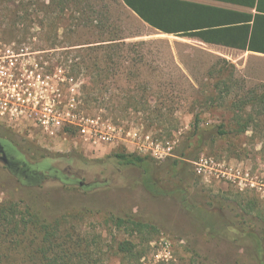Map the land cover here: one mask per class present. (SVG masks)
I'll return each instance as SVG.
<instances>
[{
	"label": "rangeland",
	"instance_id": "rangeland-1",
	"mask_svg": "<svg viewBox=\"0 0 264 264\" xmlns=\"http://www.w3.org/2000/svg\"><path fill=\"white\" fill-rule=\"evenodd\" d=\"M40 1L43 3L37 7H41L32 10L33 19L17 25L6 20L7 6H0V42L22 55L18 59L25 68V79L30 88L42 92L44 107H52L74 124L63 121L51 135L32 120L13 124L0 121L8 154L15 157L16 149L18 161L24 160L39 173L13 175L0 162V206H16L18 213L30 208L51 224L60 221L62 229H75L87 241L101 234L104 241L100 248L108 264H126L116 254L117 243L124 240L145 251L139 264H190L192 253L197 255V264H259L252 239L238 233L242 224L230 221L241 223V217L234 216L238 211L245 215L249 204L256 210L245 216L246 220L264 215V188L242 189L224 178L196 173V163L209 157L264 184V139L253 138L251 132L225 138L214 134L220 125L230 129L237 113L230 108L233 95L224 103L210 102V96L216 95L212 85L217 77L210 78L208 72L213 65H220L218 59L192 44L158 36L115 0H79L73 11L65 13L57 8L51 11L47 7L49 0ZM88 3L98 13L95 18L116 26V35L128 37V43L154 41L147 52L148 62L158 72L142 73L153 77L147 93L152 107L161 101L158 82L171 85L166 89L176 108L166 121L125 107L127 96H132L129 91L134 93L138 85L132 71H120L117 76L100 81L95 96L88 100L86 90L93 87L90 74L82 70L77 76L70 71L73 64L84 68L82 62L88 59L86 52H77L86 46L75 45L97 38L90 35V29L74 27L77 23L87 25L85 16L78 14V7L84 9ZM75 9L77 13H73ZM137 34L141 36L132 37ZM226 59L241 66V60L236 63L232 58ZM248 63L250 66L245 69L236 67L238 87L264 85L260 64L253 59ZM161 74L163 77H158ZM237 92L241 90L235 88L234 93ZM195 117H199L203 135L200 141L192 137ZM89 119L121 129L118 140L107 142L82 133L79 125ZM134 133L150 136L164 152L161 157L138 152L131 137ZM188 142L192 146L184 149ZM184 151L186 165L181 164V168L187 173L185 177L173 178L172 161ZM117 153L150 156L156 161L147 167L122 165L114 157ZM112 215H131L150 228L142 235L129 237L123 230L115 229L109 220ZM260 256L264 260V251Z\"/></svg>",
	"mask_w": 264,
	"mask_h": 264
},
{
	"label": "trees",
	"instance_id": "trees-1",
	"mask_svg": "<svg viewBox=\"0 0 264 264\" xmlns=\"http://www.w3.org/2000/svg\"><path fill=\"white\" fill-rule=\"evenodd\" d=\"M39 2L43 3L40 0H0V6H7L4 7L5 10L9 11L5 15L6 20L11 22L12 25H17L20 22H28L33 19L35 14L32 13V10L37 11L41 7H37ZM115 2L132 15H134L133 12L137 13L127 0H115ZM74 4L78 5L79 0H49L47 7L51 11H55V8H57L61 13H65L66 11H73ZM78 10V14L80 12L81 16H85L84 21H86L87 25L77 23V25H74L75 29L80 27L81 29L82 27L90 29V35L97 36L96 39H89L86 43L75 45L86 46L77 49L79 50L77 52L84 51L87 54L88 59H85L86 62L84 60L82 62L84 68H81L79 64H73L70 67V71L74 74L76 73L77 76L82 70L90 74V82L93 87L86 90L89 93L88 100L91 99V95L95 96L94 91L100 81L117 76L120 71H132L134 72L132 76L137 78L138 85H135L134 93L129 91L132 96H127L125 107L135 111V113L153 115L157 118L161 117L165 121L173 116L176 105L175 103L173 104V97L166 89L167 85L168 87L171 86L169 83L158 82L157 88L160 91L161 101L157 102L155 107H152L149 99H147V93L150 90V86H152L153 77L151 78V75L158 72L156 68L152 69V64L148 62L150 46L154 41L142 40L128 43V37L116 35L119 33V29L116 26L108 24L107 22L109 21L102 22L95 18V14L98 13L90 3L84 9L78 7ZM74 11L73 13H77L76 9ZM109 12H107V15ZM72 17L74 19V16ZM134 18L137 19L135 16ZM156 28L163 30L161 29L162 27ZM81 29H78L77 32H81ZM84 33L87 35L86 32ZM106 35L110 37H105ZM140 36L141 34H137L132 37ZM225 44L235 45V43ZM217 59L220 65H213L208 72L210 78L217 77V81L212 85L216 95L210 96V102L220 101L224 103L226 99L233 95L230 108L234 113H237L234 114L231 120L230 129L220 125L216 128L214 134L225 138L229 135L239 137L251 132L253 138L260 137L264 139V85L252 89L238 87L237 81H235V66L227 59ZM142 70L150 71L152 74L142 73ZM228 70L229 74L226 75ZM143 75L146 76L144 79H142ZM163 75L161 74L158 77L162 78ZM69 78L73 79V77ZM235 88L240 89L241 92L234 93ZM201 136L203 135L199 129V117H195L192 137L200 141ZM191 146L192 143L188 142L184 149H188ZM186 156L187 153L184 151L179 156L183 159L178 158L172 161L171 175H173V178L185 177L187 172H184V167L181 168V164L186 165L184 160ZM114 157L122 165L147 167L149 162L156 161L153 157L140 156L134 153H117ZM248 209L249 211L245 215H241L239 211L236 212L234 219L241 217V223L235 220L230 222L238 225L242 224V226H239L241 230L238 233L241 237L252 239L259 258V264H264V260L260 256L261 252L264 251V215L258 214L259 216L256 217L258 220L255 218L246 220L245 216L251 215L256 210L250 204ZM109 220L116 230H123L129 237H133L137 233L142 235L144 230L147 229L148 231L150 228V225L138 222L131 215L124 217L112 215ZM250 223H253L254 226L248 225ZM19 236L21 237L20 239ZM103 241L101 234L87 241L75 229H62V222L60 221H55L51 224L40 217L38 213L32 212L30 208H27L23 213H18L16 206L11 208L0 206V264H108L103 257V248H100ZM147 241L149 242L150 240ZM144 252L141 249L139 250L138 245L130 240L120 241L116 246V254L121 256V260L126 264H139ZM196 256V253H192L191 262L194 264H197ZM191 262L189 261L190 264Z\"/></svg>",
	"mask_w": 264,
	"mask_h": 264
},
{
	"label": "crops",
	"instance_id": "crops-1",
	"mask_svg": "<svg viewBox=\"0 0 264 264\" xmlns=\"http://www.w3.org/2000/svg\"><path fill=\"white\" fill-rule=\"evenodd\" d=\"M127 1L158 36L192 44L213 58L241 60L240 67L232 63L235 68L245 69L253 59L264 81V0Z\"/></svg>",
	"mask_w": 264,
	"mask_h": 264
},
{
	"label": "built area",
	"instance_id": "built-area-1",
	"mask_svg": "<svg viewBox=\"0 0 264 264\" xmlns=\"http://www.w3.org/2000/svg\"><path fill=\"white\" fill-rule=\"evenodd\" d=\"M19 56L22 55L16 54L10 46L0 42V121L13 124L19 120H32L51 135L54 134V129L58 128L63 121L73 125L72 120L62 117L52 107H44L42 92H37L33 87L28 86L23 73L25 68L18 59ZM37 77L40 79L41 75L39 74ZM79 126L82 133L88 132L91 138L95 137L107 142L118 140L117 136L122 131L112 125L100 124L98 121L90 119ZM131 137L138 152L144 154L152 152L151 154L156 157H161L160 154L164 153L148 135L143 136L134 133ZM167 149L168 152H171V148L168 147ZM196 173L200 176L224 178L242 189L245 187L264 188L263 183L259 182L258 184L248 174L242 176L240 171H235L226 162H217L209 157H202L196 163Z\"/></svg>",
	"mask_w": 264,
	"mask_h": 264
},
{
	"label": "flooded vegetation",
	"instance_id": "flooded-vegetation-1",
	"mask_svg": "<svg viewBox=\"0 0 264 264\" xmlns=\"http://www.w3.org/2000/svg\"><path fill=\"white\" fill-rule=\"evenodd\" d=\"M2 131L0 130V162L4 165V167L10 171L13 175H24V176H28V174H32L35 176H38L39 173H36L35 171H32L28 165V163H26L24 160L18 161V152L15 149V153L16 156L13 157L11 155L8 154V151L6 149V142L3 140V135ZM13 144V143H12ZM27 173V174H25ZM20 176V177H21ZM46 176V175H45Z\"/></svg>",
	"mask_w": 264,
	"mask_h": 264
}]
</instances>
